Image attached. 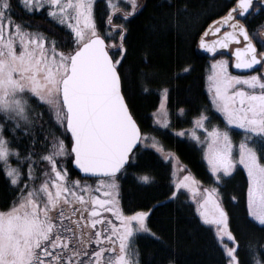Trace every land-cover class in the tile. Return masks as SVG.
I'll list each match as a JSON object with an SVG mask.
<instances>
[{
	"label": "snow or ice",
	"instance_id": "snow-or-ice-1",
	"mask_svg": "<svg viewBox=\"0 0 264 264\" xmlns=\"http://www.w3.org/2000/svg\"><path fill=\"white\" fill-rule=\"evenodd\" d=\"M106 2L111 43L98 31L94 0H0V171L12 195L8 206L0 209V264H142L137 234L161 240L148 222L156 205L128 211L121 206L120 174L126 162L135 159L141 145L148 147V140L160 152L165 148L142 131L126 99L121 66L127 29L112 23L117 6ZM127 2L131 11H124V18L137 9V0ZM17 10L28 15L43 11L70 31L64 40L49 37L29 21L18 20ZM260 12L264 0H234L202 33L199 47L220 56L212 60L207 79L211 106L222 114L223 127L209 128L212 116L202 110L191 131L177 134L207 145L204 157L214 183L232 173L237 163L243 165L248 216L264 226V67L254 70L264 65V51H258V45L264 48V20L251 30L245 22ZM117 30L118 44L113 40ZM208 35L215 39L206 40ZM233 42L243 46L232 48ZM67 43L71 46L63 50L61 45ZM110 49L119 56L110 54ZM218 49H228L233 59ZM230 64L251 74H233ZM189 70L190 66L184 69ZM142 90L148 92L149 85L145 83ZM160 92L161 106L153 112V123L168 128L169 88ZM37 107L47 109L48 121H43V111L33 115ZM177 111L185 114L183 108ZM37 117L42 121L39 132ZM232 126L243 130L238 161ZM200 128L207 134L203 140L196 131ZM5 130L13 135H5ZM41 133L42 154L37 150ZM68 133L70 147L65 143ZM21 137L30 143L14 147V140ZM68 159L81 173L91 174L95 184L70 179ZM163 159L174 161L175 155L169 150ZM138 179L147 183L151 177L142 174ZM182 189L196 204L200 220L213 226L225 264H244L218 188L201 186L189 173L177 177L167 199L178 198ZM225 237L229 243H224ZM248 253L246 264H264V247L257 254L249 243ZM161 264L177 262L169 256Z\"/></svg>",
	"mask_w": 264,
	"mask_h": 264
},
{
	"label": "trees",
	"instance_id": "trees-1",
	"mask_svg": "<svg viewBox=\"0 0 264 264\" xmlns=\"http://www.w3.org/2000/svg\"><path fill=\"white\" fill-rule=\"evenodd\" d=\"M122 2L124 5L117 7L112 23L123 24L127 29L124 37L127 52L121 66L125 76L123 91L126 99L142 131L155 135L165 150L174 153L182 175L190 173L204 184L210 181V176L200 149L169 130L188 127L202 110L214 116L205 90L208 58L198 52L196 41L205 26L221 16L234 0H137L136 11L126 18L123 12L131 11V4ZM108 13L105 0L94 1L98 31L105 35L106 42L111 43L106 32ZM16 18L29 21L34 28L49 37L55 36L57 40H64L66 31H70L52 22L43 11L28 15L17 10ZM113 40L117 44L120 42L119 30ZM70 46V43L61 45L63 50ZM110 54L119 56V52L111 49ZM189 66L190 70L185 72L184 69ZM145 83L150 88L146 93L142 90ZM165 87L169 88L166 106L170 127L159 130L152 123L151 112L158 105L160 89ZM179 108L185 109V114L181 115L177 111ZM65 139L70 145L68 135ZM27 144L18 140L13 146L23 148ZM37 150L43 153V147L38 142ZM70 161H66L69 177L88 180L78 175ZM170 173L169 161L151 148L139 147L135 159L129 161L120 174L121 206L125 211L156 205L148 222L161 240L137 235L142 264H161L169 256L174 257L177 264H225L222 247L212 229L199 220L193 205L183 196L167 199L173 188ZM142 174H148L151 180L147 183L137 180ZM3 176L0 171V209L6 208L12 199ZM222 184L220 196L228 213L229 228L239 241V258L246 264L249 243L256 247V253L260 246H264V226L248 217L244 172L237 169L235 175L222 180ZM233 196L238 199L233 200Z\"/></svg>",
	"mask_w": 264,
	"mask_h": 264
},
{
	"label": "rangeland",
	"instance_id": "rangeland-1",
	"mask_svg": "<svg viewBox=\"0 0 264 264\" xmlns=\"http://www.w3.org/2000/svg\"><path fill=\"white\" fill-rule=\"evenodd\" d=\"M95 1V0H94ZM106 1V0H105ZM122 1H124V2H127V0H112V2L117 6V7H122V5H124L123 4V2ZM129 3V2H128ZM106 4H107V2H106ZM51 19V18H50ZM52 20V19H51ZM52 22H54L53 20H52ZM62 26V25H61ZM219 59L220 58V56L219 55H216V56H214L213 58H208V60H207V65H206V68H205V90H206V92L208 93V97H209V102H210V106H211V99H210V93H209V90H208V85H209V81H208V79H207V77L211 74V65H212V60L213 59ZM229 71H230V69H229ZM166 103V102H165ZM160 106H161V92L159 93V102H158V105H157V107L151 112V119H152V123H153V112L154 111H156L157 109H159L160 108ZM211 109H212V111H214L218 116H212V119L209 121V123H208V126H209V128L213 125V124H219L221 127H223V117H222V114H220L219 112H217L216 111V109L215 108H213L212 106H211ZM41 111H43V121H48L49 120V114H48V112H47V109L46 108H40V107H37V108H35V110H34V113H33V115L35 116L37 113H40ZM166 111L168 112V109H167V106H166ZM169 114V113H168ZM207 114V113H206ZM197 117V116H196ZM195 118V117H194ZM194 118L192 119V121H191V124L188 126V127H186V128H184V129H176L175 131L174 130H169V132L171 133V134H173V135H175L176 137H178V138H184V139H186V140H188V141H190V142H192L197 148H199L200 149V151H201V153H202V155H203V159H204V161H205V166H206V169L208 170V173H209V175L211 174V171H210V168H209V166H208V163H207V160L205 159V157H204V152H205V148H207V145L205 144V145H203V146H201L199 143H197V141L195 140V139H193L191 136H189V135H184V136H179L177 133L180 131V130H184L186 133H188L189 131H191L192 130V128H193V120H194ZM168 119H169V115H168ZM0 122H3L2 120H0ZM41 123H42V121L39 119V117H37L36 118V122H35V129H36V131H40V126H41ZM153 125L155 126V128L156 129H159V130H168V128H164V127H162L160 124H158V123H153ZM196 131H197V134L201 137V140H203L204 139V137L207 135L205 132H204V129H202V128H200V129H196ZM57 134L59 135V131L57 132ZM5 135H13V134H11L10 132H8L7 130H5ZM16 136H19V133H17V134H15ZM150 136H153V137H156L155 135H152V134H149ZM231 136H232V140H233V143H234V145H236L237 147H236V150H235V152H234V157L237 159V161H238V157H239V152H238V145H239V143H240V141H241V139H242V137H243V130H241V129H239V128H236L235 126H232L231 127ZM157 138V137H156ZM43 139V134L41 133V135H40V137H39V139H38V143H40L39 141L40 140H42ZM18 140H19V142L20 141H22V142H27V143H30V141L29 140H26V139H24L23 137H21V138H19V139H17V140H14V143H13V145L16 143V145H17V143H18ZM65 143L66 144H68L67 143V140L65 139ZM149 146L148 147H145L144 145H141L140 147H142V148H151V149H153V150H155L158 154H160L162 157L164 156V155H167V154H169V152L167 151V150H165L164 152H160V151H158L157 150V148H153V147H151L150 145L152 144V141L151 140H148L147 142H146ZM162 145V144H161ZM43 147V146H42ZM42 154V153H41ZM259 155V154H258ZM14 159V160H13ZM12 159V161H14V162H12L13 164H15L16 163V161H15V158H13ZM170 162V167H171V176H170V178H171V185H172V187H173V185H174V181H176V179H177V177H180V178H182L183 177V175H182V169H181V166H180V164H179V162H178V160H177V158L175 157V160L174 161H169ZM261 162L262 163H264V161L263 160H261ZM174 165H175V172H176V175H173V171H174ZM237 168H241L244 172H245V174H246V178H247V173H246V170L243 168V165H240L239 163H237V165H236V167L233 169V172H235V170L237 169ZM25 170H26V166H25ZM40 172L42 173L43 172V168H40ZM232 172V173H233ZM232 173H230L228 176H230ZM227 176V177H228ZM225 178V177H224ZM70 179H78V178H76V177H71ZM195 179L197 180V181H199L200 182V180H198L196 177H195ZM137 180H139L138 178H137ZM90 184H95V179H88L87 180ZM140 181V180H139ZM142 182V181H141ZM202 184L203 183H201L200 182V185L202 186ZM204 184H207V185H209V184H213V183H210V181H208V182H206V183H204ZM217 187L218 188V191H219V194H220V192H221V188H219L218 186H217V184H213L212 186H208V187ZM172 190H173V188H172ZM181 192L183 193V194H181V195H179V196H183V198H184V200L185 201H187V202H189V203H191L192 205H193V208H194V210H195V213H196V215H197V217L199 218V220H200V217H199V214L197 213V211H196V204L192 201V200H190V199H187V196L189 195V193H187V190H181ZM222 204V203H221ZM223 206V205H222ZM224 207V206H223ZM250 218V217H249ZM251 219V218H250ZM252 220V219H251ZM201 221V220H200ZM253 222H255L254 220H252ZM256 224H258V222H255ZM207 225V224H206ZM259 225V224H258ZM207 226H209L211 229H212V231H213V233H214V228H213V226H211V225H207ZM138 235V234H137ZM215 235V234H214ZM224 243H229V241L227 240V238L225 237L224 238Z\"/></svg>",
	"mask_w": 264,
	"mask_h": 264
},
{
	"label": "flooded vegetation",
	"instance_id": "flooded-vegetation-1",
	"mask_svg": "<svg viewBox=\"0 0 264 264\" xmlns=\"http://www.w3.org/2000/svg\"><path fill=\"white\" fill-rule=\"evenodd\" d=\"M233 3H234V2H233ZM261 20H264V12H260L258 15H255V16H249L245 22L248 24L249 29L251 30V29L255 28V26H256ZM240 45H242V43H241ZM258 51H264V48H260L259 45H258ZM223 55H224V54H223ZM226 56L231 60V58H230L229 55H226ZM261 67H264V65H262V66H260V67H256L254 70H255L256 72H259L260 69H261ZM229 69H230L231 72H233V74H236V75H249V74H251V70H249V71H247V72H236V71H233L232 68H231V64H230V66H229ZM212 112H213V115H214V116H218L214 111H212ZM263 161H264V160H263ZM237 169H241V168H237ZM237 169H236V170H237ZM236 170H235V172H236ZM241 170H242V169H241ZM242 171H243V170H242ZM235 172H233L230 176L225 177L224 179H227V178H230V177L234 176V175H235ZM243 172H244V171H243ZM244 174H245V172H244ZM191 176L194 177L193 175H191ZM209 176H210V183L217 184V186H218L219 188H220L221 186H223L222 181H221V182H215V183H214V178L212 177V174H210ZM245 176H246V174H245ZM194 178H195V177H194ZM224 179H223V180H224ZM246 180H247V178H246ZM213 184H209V185H207V184H202V186H203V187H208V186H212ZM219 200L221 201L222 205L225 206V203L222 201V198H221L220 194H219ZM245 207H246V211H247V214H248L247 205H246V198H245ZM248 217H249V216H248ZM228 218H229V217H228ZM249 219H250V218H249ZM250 220H251V219H250ZM117 223H118V221H117ZM228 223H229V221H228ZM262 247H264V246L262 245V246L259 247V250H258L257 254H259V252H260V250H261Z\"/></svg>",
	"mask_w": 264,
	"mask_h": 264
},
{
	"label": "water",
	"instance_id": "water-1",
	"mask_svg": "<svg viewBox=\"0 0 264 264\" xmlns=\"http://www.w3.org/2000/svg\"><path fill=\"white\" fill-rule=\"evenodd\" d=\"M226 11H227V10H226ZM226 11H225L221 16H223V15L226 13ZM221 16H219V17H221ZM219 17H217V18H215V19H213V20H217ZM213 20H211V21L205 26V28L202 30V32L200 33V35L198 36L197 41H196V45H197V50H198V52H199L200 54L206 56L207 58H213L214 56L217 55V53H211V52H207L205 49H201V48L199 47V41H200V38H201L202 33H204L205 29L208 28V25H209ZM224 30H227V28H225ZM205 39L208 40V41H211V40L215 39V36H213V35H208L207 37H205ZM237 46H241V47H242L243 45H240V44L237 45L235 42H233V44L231 45L232 48H235V47H237ZM217 51H218L219 53H221V54L229 55L230 58H231V60L233 59V58L231 57V53H230V51H229L228 49H218ZM231 68H232L233 71H236V72H247V71H249V70H244V69H236V68H234L232 65H231ZM67 135L69 136V139L71 140L70 133H68ZM69 147H70V145H69ZM128 163H129V161L126 162V166L128 165ZM70 164H71V167H72V168L78 173V175H79L81 178L92 179V178H90L91 174H89L88 176H86L85 174L81 173V172L79 171V169H78L77 167H75V166L72 164L71 161H70Z\"/></svg>",
	"mask_w": 264,
	"mask_h": 264
}]
</instances>
